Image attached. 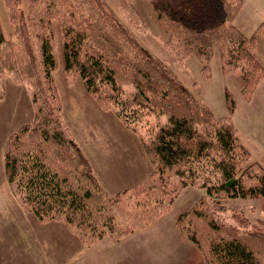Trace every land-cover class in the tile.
I'll list each match as a JSON object with an SVG mask.
<instances>
[{
	"label": "trees",
	"instance_id": "obj_1",
	"mask_svg": "<svg viewBox=\"0 0 264 264\" xmlns=\"http://www.w3.org/2000/svg\"><path fill=\"white\" fill-rule=\"evenodd\" d=\"M118 1L130 17L141 15L133 0ZM147 1L177 57L195 55L210 68L217 44L223 69L241 66L248 86L259 66L251 46L264 55V21L247 37L232 23L239 0ZM41 3L48 25L37 34L45 79L56 66L50 32L52 20L58 19L65 70L78 72L87 91L138 135L151 161L153 180L108 195L80 147L57 123L42 119V128L26 125L11 135L5 156L8 182L22 207L39 221L63 223L81 241L93 245L104 237L120 240L134 227L145 226L171 205L170 193L199 184L203 197L181 214L178 223L188 217L183 229L203 253L200 264H264V220L226 225L216 214L222 210V197L264 198V161H250L229 119L216 120L101 0ZM3 43L0 28V46ZM146 125L147 132L140 133Z\"/></svg>",
	"mask_w": 264,
	"mask_h": 264
},
{
	"label": "rangeland",
	"instance_id": "obj_2",
	"mask_svg": "<svg viewBox=\"0 0 264 264\" xmlns=\"http://www.w3.org/2000/svg\"><path fill=\"white\" fill-rule=\"evenodd\" d=\"M101 1L142 47L213 112L216 120L229 119L251 162L264 161V55L255 45L250 50L259 66L246 86L241 66L223 69L217 44L210 68L195 55L184 60L177 57L166 44L168 35L147 0H133L141 14L133 17L118 0ZM238 2L240 8L232 23L250 37L264 21V0ZM45 12L41 0H0L4 36L0 46V264H200L203 253L183 229L188 217L178 223L181 214L203 197L199 184L170 193L171 205L145 226L134 227L120 240L104 237L93 245L72 235L61 222L39 221L12 192L5 169L10 137L26 125L42 128V119L57 123L88 157L93 171L100 170L107 188L101 185L108 195L115 196L137 179L148 184L153 180V167L138 135L87 91L78 72L65 70L64 35L58 19L52 20L50 32L56 66L50 79H45L37 36L48 27ZM147 128L144 126L140 133L145 134ZM212 201L207 200L209 204ZM220 202L223 207L216 214L226 225L240 224L242 219L251 224L264 220L262 196L222 197ZM197 222L202 224L200 219ZM200 229L205 235L206 229ZM69 234L75 241L64 239Z\"/></svg>",
	"mask_w": 264,
	"mask_h": 264
},
{
	"label": "crops",
	"instance_id": "obj_3",
	"mask_svg": "<svg viewBox=\"0 0 264 264\" xmlns=\"http://www.w3.org/2000/svg\"><path fill=\"white\" fill-rule=\"evenodd\" d=\"M101 168H102V167H101ZM97 171H98V170L95 169V170H94V173H95V175H96V177L98 178L99 181L102 180L100 183L104 186V182H103V179H102L103 176H102L100 170H99L98 172H97ZM140 180H143V179H140ZM140 180H138V179L135 180V183H134V184L140 182ZM132 185H133V183H131V184L129 183V184H127V186H125V187H123V188H127V187H130V186H132ZM104 187H105V186H104ZM105 188H107V187H105ZM107 191H108V190H107ZM111 192H112V191H111ZM47 223H48V222H47ZM62 225H63V224H62ZM57 229H59V228H57ZM67 229H68V228H67ZM68 231H69V230H68ZM65 234H66V233H65ZM72 235H74V234H72ZM72 235L69 234V236H66L64 239H66V240H68V241H75L74 238H72V237H73ZM79 240H80V239H79ZM74 246H76V247L78 246V248H79L80 244H79V243L77 244V242H74ZM78 248H77V249H78ZM2 262H3V261H2ZM2 264H7V263L5 262V263H2Z\"/></svg>",
	"mask_w": 264,
	"mask_h": 264
}]
</instances>
